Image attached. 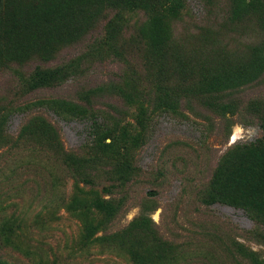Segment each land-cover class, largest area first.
I'll list each match as a JSON object with an SVG mask.
<instances>
[{
	"label": "rangeland",
	"instance_id": "374dc122",
	"mask_svg": "<svg viewBox=\"0 0 264 264\" xmlns=\"http://www.w3.org/2000/svg\"><path fill=\"white\" fill-rule=\"evenodd\" d=\"M256 2L264 6V0ZM229 4L181 0L171 20L168 57L159 66L148 60L149 33L142 28L146 15L126 5L118 10L125 24L113 50L89 49L88 34L57 47L40 63L50 68L78 61L77 70L56 89L21 96L14 89L16 79L0 75V263L133 264L117 243L97 239L139 217L149 221L153 241L166 244L165 257L174 258L163 264H234L223 253L233 241L264 261L263 226L235 206L200 202L227 149L261 136L257 118L264 112V70L241 88L217 94L191 91L202 76L245 60L250 47L261 43L264 48V30L254 16L232 21ZM98 26L95 32L101 31ZM47 97L70 101L85 113L93 110L101 132L92 138L89 122L38 111L58 129L65 164L55 169L51 190L38 178L35 190L27 174L10 182L14 165L32 159L26 157L29 149L11 153L5 134H14L28 114L6 122L1 112L8 103ZM34 161L49 164L42 155ZM95 198L121 206L86 243L82 235L91 215L76 208ZM150 237L142 239L148 246L155 244Z\"/></svg>",
	"mask_w": 264,
	"mask_h": 264
},
{
	"label": "trees",
	"instance_id": "16d2710c",
	"mask_svg": "<svg viewBox=\"0 0 264 264\" xmlns=\"http://www.w3.org/2000/svg\"><path fill=\"white\" fill-rule=\"evenodd\" d=\"M126 5L146 15L142 28L149 33L146 36L148 60L161 65L168 57L166 42L172 35L171 20L180 9L181 0H0V75L13 76L16 79L15 92L21 96L32 97L56 89L77 70L78 61L73 59L67 65L62 63L50 68L42 67L40 63L49 59L57 47L76 42L88 34L89 49L97 52L103 47L113 50L125 24L118 16V10ZM228 11L232 21L254 16L255 19H252L256 26L264 30V6L256 0H230ZM105 13L111 16H105ZM97 25L101 31L95 32ZM260 44L250 47L245 60L243 58L239 62L223 65L202 76L198 83L191 86V91L217 94L254 82L264 70V48ZM4 109L1 114L6 122L15 114H28L14 134H5L11 141L8 148L11 153L29 149L31 155L26 157L32 159L14 165L10 182L18 174H22V177L27 174L35 190L38 187L35 178L47 184L51 190L55 169L65 164L60 161L65 152L60 144L58 129L38 111L42 110L48 117L52 115L61 120L81 119L89 122L91 131L88 136L92 138L99 137L101 132L98 116L93 110L88 109L86 113L79 111L72 107L70 101L65 102L59 97L38 98L31 102L24 100L21 104L8 103ZM257 120L261 136L253 143L234 144L227 149L216 167L217 177L214 175L210 192L201 193L200 202L204 205L219 202L235 206L254 224L264 227V112ZM9 151L5 153L9 154ZM41 155L49 164L40 165L34 161ZM71 163L74 162L71 160ZM120 206V203L109 199L95 198L87 206L76 208L84 215H91L85 222L82 239L86 243L94 241L98 228L104 223L108 224ZM39 215V212L36 213L37 217ZM2 229L7 233L9 228L4 224ZM149 230V221L139 217L128 226L103 234L97 240L117 243L133 264H163L174 259L165 257L168 253L166 244L153 241L148 235ZM147 237L155 244L148 246L142 241ZM157 252L163 254L157 256ZM223 253L234 264H264L253 252L235 241L224 245Z\"/></svg>",
	"mask_w": 264,
	"mask_h": 264
}]
</instances>
